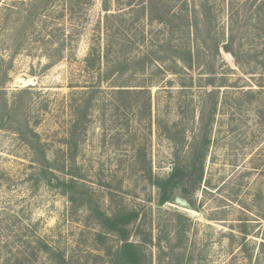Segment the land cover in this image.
<instances>
[{
	"label": "rangeland",
	"instance_id": "1",
	"mask_svg": "<svg viewBox=\"0 0 264 264\" xmlns=\"http://www.w3.org/2000/svg\"><path fill=\"white\" fill-rule=\"evenodd\" d=\"M33 1L0 0V264L24 261L23 233L68 264H123L124 240L98 216L122 211L138 215L128 241L143 264H264V20L249 0H211V33L180 73L167 56L181 35L141 18L142 0ZM106 12L121 15L113 46L134 61L94 90L85 58L99 24L105 42ZM118 83L144 90L118 94ZM91 94L74 133L76 102ZM176 166L161 203L157 182Z\"/></svg>",
	"mask_w": 264,
	"mask_h": 264
},
{
	"label": "trees",
	"instance_id": "2",
	"mask_svg": "<svg viewBox=\"0 0 264 264\" xmlns=\"http://www.w3.org/2000/svg\"><path fill=\"white\" fill-rule=\"evenodd\" d=\"M90 1L91 0H86L84 3L87 4L85 5L88 6ZM142 2L144 3L141 8L136 10L139 14H141V18L146 17L151 24L159 23L162 25L163 34L166 31V33H170V35L180 34L182 37V43L180 42L175 45L172 53L168 56L166 55L173 62L171 70L175 73H180L179 69L180 71H184V69L193 68L194 61L197 58L194 42L197 41L198 36H200L202 32L205 31L208 34L211 33L213 19L216 16L214 13V6L210 3L212 1L142 0ZM38 3H44V0H35L32 2L34 5ZM248 5L249 8L253 10V13L259 16V20H261V18L264 20V0H249ZM72 7H75L74 4H72ZM104 9L105 11L109 10L107 6H105ZM120 16L121 15L116 12H106L104 14L106 26V37L104 43H101L102 36L100 33V24L94 32L93 41L85 58L84 67L91 80L89 81V86L94 90L99 88L101 82L108 80L114 75H116L114 79L118 81V77L123 76L126 71H129L131 62L134 61V58L129 57V45H125L127 47L126 51V47H120L123 51H125L123 54H120L123 51L120 53L116 52L115 48H117V46L115 48L113 46V32L119 35L117 27L114 29L115 24L113 20L118 19ZM29 24L33 25V21H30ZM122 39L125 40V38ZM228 44L229 43L223 44L221 42H217L215 48L217 51L220 50L221 46L224 47V49H227ZM61 48L62 47L60 46L58 47L59 52ZM166 56L160 58L162 64L166 62V59L164 58ZM146 60L148 61L146 58L138 60L133 72H144L145 68H147ZM5 83L6 82L2 81L0 86L5 85ZM116 85L123 88L117 89L118 94H130L144 90L140 89L137 91L138 89H130L124 83H118ZM93 98L94 97L91 94L88 95L87 100L79 99V101L76 102L73 121L74 133H76L78 128L83 124L82 122L88 118V114L91 111L90 103ZM5 109L10 110L8 103L6 104ZM9 113L10 112L7 111L5 114L6 118H8L6 121L9 120ZM35 136L38 137L36 133ZM67 143L70 147L72 146L70 141H67ZM75 146H77V144ZM42 154L44 160H47L44 151H42ZM179 171L178 166H176L166 179L158 180V186L162 191L161 203L168 202L171 199L173 189L181 179V172ZM98 216L101 220V224L107 229V231L117 233L121 240H124L118 254L119 262H122L123 264H143L146 257L145 253L137 243L128 241V227L129 224L137 218V213L134 211H122L107 215L106 213L101 212ZM26 234L27 233H23L21 239H19L23 244L22 256L24 257V261L18 259L14 264H37V260L41 254H46L52 262L51 264L69 263L70 260H66L65 251L49 243L45 237L35 234V237L31 236L29 238Z\"/></svg>",
	"mask_w": 264,
	"mask_h": 264
},
{
	"label": "water",
	"instance_id": "3",
	"mask_svg": "<svg viewBox=\"0 0 264 264\" xmlns=\"http://www.w3.org/2000/svg\"><path fill=\"white\" fill-rule=\"evenodd\" d=\"M182 205L187 206V202L182 201Z\"/></svg>",
	"mask_w": 264,
	"mask_h": 264
}]
</instances>
